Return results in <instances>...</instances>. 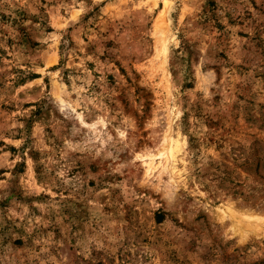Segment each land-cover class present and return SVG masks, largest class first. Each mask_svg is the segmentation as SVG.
<instances>
[{"label":"rangeland","instance_id":"obj_1","mask_svg":"<svg viewBox=\"0 0 264 264\" xmlns=\"http://www.w3.org/2000/svg\"><path fill=\"white\" fill-rule=\"evenodd\" d=\"M0 264H264V0H0Z\"/></svg>","mask_w":264,"mask_h":264}]
</instances>
